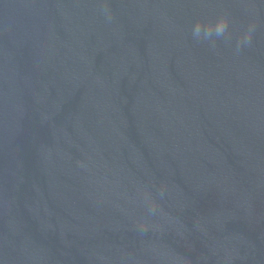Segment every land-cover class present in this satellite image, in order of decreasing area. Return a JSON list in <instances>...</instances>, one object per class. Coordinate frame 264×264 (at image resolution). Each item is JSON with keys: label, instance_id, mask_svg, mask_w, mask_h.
<instances>
[{"label": "water", "instance_id": "water-1", "mask_svg": "<svg viewBox=\"0 0 264 264\" xmlns=\"http://www.w3.org/2000/svg\"><path fill=\"white\" fill-rule=\"evenodd\" d=\"M0 264H264V0H0Z\"/></svg>", "mask_w": 264, "mask_h": 264}, {"label": "clouds", "instance_id": "clouds-1", "mask_svg": "<svg viewBox=\"0 0 264 264\" xmlns=\"http://www.w3.org/2000/svg\"><path fill=\"white\" fill-rule=\"evenodd\" d=\"M104 13L107 19H112L111 11L108 8L107 3L102 5ZM230 18L226 13H222L214 18L197 19L191 26V37L196 42H208L212 47H215L216 41L220 39L230 40L231 32L229 28ZM252 38V30L249 28L248 31L242 33L236 42V52H239L241 46L250 44ZM83 166V165H82ZM164 191L163 186L159 191V196L163 197ZM143 204L149 215L154 214L158 211V203L156 197L148 190L142 191ZM140 229H147L148 224L146 220L138 222Z\"/></svg>", "mask_w": 264, "mask_h": 264}]
</instances>
